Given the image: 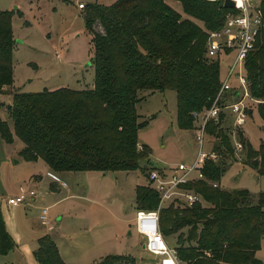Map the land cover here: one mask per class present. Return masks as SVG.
I'll list each match as a JSON object with an SVG mask.
<instances>
[{"label":"trees","instance_id":"1","mask_svg":"<svg viewBox=\"0 0 264 264\" xmlns=\"http://www.w3.org/2000/svg\"><path fill=\"white\" fill-rule=\"evenodd\" d=\"M86 7L83 16L94 47V87L36 93L11 89L13 12L0 11V94H11L14 130L25 144L21 155L43 159L56 172L131 171L142 168L146 159L151 169H159L151 166V151L138 138L149 123L137 110L141 91L175 90L178 126L194 129L193 113L210 107L221 86L219 61L206 57L208 32L220 29L231 9L208 0H115ZM261 7L263 27L245 66L252 96L264 100V0ZM1 108L0 102V112ZM257 109L264 120V103ZM223 117L211 120L207 132L220 139L216 149L231 157L234 148ZM0 133L5 142L14 140L1 115ZM246 148L245 163L264 175V142L258 149L247 142ZM218 160H207L203 173L220 183L225 165ZM186 187L200 193L205 203L191 207L171 203L160 215L162 233L178 234L180 258L188 264H260L256 254L264 237V191L254 201L248 189L228 191L207 180ZM159 200L149 185L137 186L138 209H155ZM15 247L0 206V255ZM34 255L40 264H66L50 234L38 239ZM126 257L107 255L99 264H120Z\"/></svg>","mask_w":264,"mask_h":264},{"label":"rangeland","instance_id":"2","mask_svg":"<svg viewBox=\"0 0 264 264\" xmlns=\"http://www.w3.org/2000/svg\"><path fill=\"white\" fill-rule=\"evenodd\" d=\"M114 1L0 0V11L13 12L12 91L36 93L61 87L93 88L94 47L85 26L84 10L78 5ZM173 5L182 11L180 3ZM218 61L223 81L233 62V54L228 56L222 52ZM141 96L138 113L142 121L149 120V123L140 129L138 138L140 144L149 147L151 160L159 169H168L179 162H193L199 146L194 130L178 126L176 91L167 89L150 95L142 90ZM0 102L1 118L8 123L14 136L8 143L0 133V206L10 235L26 261L37 236L49 229L66 264H99L112 254L127 256L120 264H153L158 257L144 250L142 237L135 229L137 186L149 185L153 189L147 176L152 170L148 160L141 161L142 168L131 171H53L43 159L27 160L21 155L25 144L14 130L9 111L11 94H0ZM246 103L248 112L252 113L244 126L237 127L229 116L223 120L231 141L234 144L241 142L243 149L238 150L232 143L234 156H224L216 149L220 139L208 135L205 150L220 155L218 162L225 165L220 182L222 189H248L257 201L259 193L264 191V175L245 163L246 144L250 142L258 149L264 142V120L257 109L259 103L250 98ZM53 180L68 187L52 191L50 183ZM32 189L36 195L25 203L17 207L8 205L7 198L18 196L21 190ZM170 204L171 201H166L162 209ZM43 209L48 211V223L38 220ZM177 237L178 234L167 238L176 245ZM19 239L26 246H22ZM16 247L8 254L0 255V264H27ZM256 255L260 264H264V237Z\"/></svg>","mask_w":264,"mask_h":264},{"label":"built area","instance_id":"3","mask_svg":"<svg viewBox=\"0 0 264 264\" xmlns=\"http://www.w3.org/2000/svg\"><path fill=\"white\" fill-rule=\"evenodd\" d=\"M208 1H219L225 6L226 0ZM231 1L234 6L227 7L231 10L226 14L223 26L208 32L206 57L217 61L220 54L225 52L228 56L233 54V62L227 77L221 80L220 89L212 105L201 112L193 113L194 132L199 152L191 163L179 162L168 169H152L148 177L153 189L159 194V204L152 210H137L135 229L142 237L144 250L158 257L153 264H188L180 258L177 245L171 244L161 231L160 215L163 204L171 201V203L191 207L198 202H204L200 193L186 187L187 184L197 180H207L213 186L221 187L219 182L208 180L203 173L207 160L217 161L219 159V155L214 151L205 150L206 139L209 135L208 123L211 120L218 122L223 114V120L227 116L232 117L235 125L242 127L249 117L247 99L264 103L263 99L252 96L249 91L250 83L246 76L245 66L248 56L256 49L263 27L261 0ZM78 7L84 9L86 4L79 3ZM234 145L238 150L243 149V144L239 141ZM35 195L36 192L33 189L21 190L18 196L7 198V203L11 206H19ZM47 213V209H43L39 217L42 223H48Z\"/></svg>","mask_w":264,"mask_h":264},{"label":"crops","instance_id":"4","mask_svg":"<svg viewBox=\"0 0 264 264\" xmlns=\"http://www.w3.org/2000/svg\"><path fill=\"white\" fill-rule=\"evenodd\" d=\"M79 8V7H78ZM81 10H84V9H81ZM147 93L148 94H150V95H152V94H154V93H149L148 91H147ZM141 102V101H140ZM138 106V105H137ZM137 110H138V108H137ZM192 130H194V129H192ZM232 143H233V140H232ZM234 144V143H233ZM61 173V172H60ZM63 173H65V172H63ZM59 182H57L56 180H53V181H51V183H50V188L51 189H53L52 191H55V189H57L58 187H60V189L58 190V191H61V190H63V188L64 189H66L65 187H68L67 185L65 186V184L64 185H62V184H59ZM56 186V188H54ZM220 186H221V183H220ZM61 187H63V188H61ZM35 198H32V200H34ZM9 205V204H8ZM13 207H17V206H13ZM2 212H3V210H2ZM4 216V215H3ZM5 219V218H4ZM39 220V219H38ZM6 221V220H5ZM40 221V220H39ZM42 225V224H41ZM6 226H7V229H8V231H10V229H9V226L7 225V223H6ZM10 233V232H9ZM46 234H50V235H53L51 232H50V230L49 229H47V231H45V233L44 234H42V235H40V236H37V238H36V242H35V247L33 248V249H31L30 251H29V254L27 255L28 257H27V261H26V257H25V255L23 254V252L22 251H20V250H18L19 248L18 247H16V251H19V253L21 254V257H24V259H25V262H27V264H40L38 261H37V259L35 258V255H34V251H35V249L38 247V239L40 238V237H42V236H44V235H46ZM19 241H20V243H21V245L22 246H26V244L24 243V241L22 240V239H19ZM142 243V242H141ZM143 246V245H142ZM26 254V253H25ZM24 261V260H23Z\"/></svg>","mask_w":264,"mask_h":264},{"label":"water","instance_id":"5","mask_svg":"<svg viewBox=\"0 0 264 264\" xmlns=\"http://www.w3.org/2000/svg\"><path fill=\"white\" fill-rule=\"evenodd\" d=\"M225 6L226 7H231V6H234V3H233V1H231V0H226L225 1ZM157 165V163L155 162V161H151V166L152 167H155Z\"/></svg>","mask_w":264,"mask_h":264}]
</instances>
